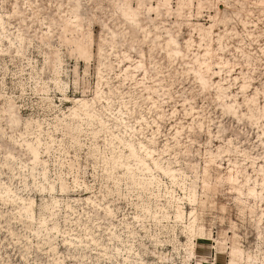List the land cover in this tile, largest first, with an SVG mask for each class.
I'll list each match as a JSON object with an SVG mask.
<instances>
[{
  "label": "rangeland",
  "instance_id": "obj_1",
  "mask_svg": "<svg viewBox=\"0 0 264 264\" xmlns=\"http://www.w3.org/2000/svg\"><path fill=\"white\" fill-rule=\"evenodd\" d=\"M263 169L264 0H0V264H264Z\"/></svg>",
  "mask_w": 264,
  "mask_h": 264
},
{
  "label": "bare ground",
  "instance_id": "obj_2",
  "mask_svg": "<svg viewBox=\"0 0 264 264\" xmlns=\"http://www.w3.org/2000/svg\"><path fill=\"white\" fill-rule=\"evenodd\" d=\"M76 28L79 29V26H76ZM74 103L78 104V105L79 104L82 105V107L75 108V110H76L74 113L75 118H81L82 119L83 117H85L84 120H91V121L94 120V116L92 115L91 111L89 110V107H88L89 105L87 102H85V101H80V102L74 101ZM78 110L80 113H77ZM34 153H35L36 159H39V152L37 150H35ZM144 165L147 166L145 163H144ZM148 171H151L150 168H148ZM262 171L264 172V169ZM263 177H264V175H263ZM52 190H53V188L51 187V191ZM43 191H45V188H43ZM262 196H264V193H262ZM257 198H258V196H257ZM189 232H190L191 239L193 237H196V231H194L193 228H191L189 230Z\"/></svg>",
  "mask_w": 264,
  "mask_h": 264
}]
</instances>
